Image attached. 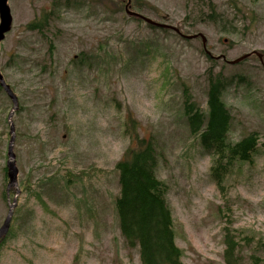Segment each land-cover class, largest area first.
Listing matches in <instances>:
<instances>
[{
	"label": "rangeland",
	"instance_id": "1",
	"mask_svg": "<svg viewBox=\"0 0 264 264\" xmlns=\"http://www.w3.org/2000/svg\"><path fill=\"white\" fill-rule=\"evenodd\" d=\"M77 1L91 5L86 19L73 11L81 7L65 2L58 9L66 16L47 32L57 43L54 58L29 28L53 10V1H11L14 27L0 46V67L21 105L13 118L21 192L0 264H141L116 210V165L136 147L127 133L131 120L157 148V176L168 187L182 264H225L223 213L234 227L264 238V67L256 56L236 65L218 59L264 51V0H212L214 16L210 0H141L137 12L144 17L203 34L212 58L200 38L185 41L173 30L130 20L115 0H104L113 12L98 0ZM93 45L95 56L77 71L71 59L82 48L89 55ZM211 70L229 81L230 139L258 132L262 142L254 162L238 164L222 187L184 113L185 91L206 108ZM12 107L1 91L0 227L10 209L5 166Z\"/></svg>",
	"mask_w": 264,
	"mask_h": 264
},
{
	"label": "trees",
	"instance_id": "2",
	"mask_svg": "<svg viewBox=\"0 0 264 264\" xmlns=\"http://www.w3.org/2000/svg\"><path fill=\"white\" fill-rule=\"evenodd\" d=\"M98 1L113 12L104 0ZM115 1L125 11L127 0ZM143 4L141 0H132L131 10L142 9ZM209 9L213 16L216 15L212 0ZM131 19L143 22L133 17ZM208 75L207 109L198 107L192 95L185 91L184 113L193 137L199 139L202 148L211 157V174L218 186L222 187L238 164L254 162L261 137L251 133L238 142L230 139L232 116L223 99L226 80L222 73L214 75L213 70ZM0 91H3L1 87ZM131 121L133 126L127 133L133 136L136 147L127 149L116 166L120 172V197L116 209L122 235L130 247L139 248L141 264H182L184 252L176 242L175 222L167 202L168 187L157 176L156 146L153 140L141 138L135 121ZM221 218L226 222L225 264H244L245 259L252 264H264V238L256 232L247 233L245 229L234 227L225 213Z\"/></svg>",
	"mask_w": 264,
	"mask_h": 264
},
{
	"label": "water",
	"instance_id": "3",
	"mask_svg": "<svg viewBox=\"0 0 264 264\" xmlns=\"http://www.w3.org/2000/svg\"><path fill=\"white\" fill-rule=\"evenodd\" d=\"M129 4L130 0L128 2V5L126 6V11L129 15L135 16L142 18L144 21H146L148 24L156 26V27H161V28H168V29H175L177 32H179L178 29L169 26V25H164L157 23L149 18H146L138 13L131 12L129 9ZM13 25V17L11 13V9L8 4V0H0V44L1 42L5 39V36L8 32L11 31ZM203 42L204 44L206 43V38L203 37ZM248 56H245L241 59L236 60L233 63H238L241 60L247 58ZM0 85L4 90L7 92L9 97L13 100L14 107L12 108V111L9 115V124H10V132H11V140L8 146V163H7V168H8V177H9V185H8V193L12 188H15L17 190V194L15 196L13 204L10 206V211L8 218L6 222L3 224V226L0 228V240L7 235L10 225H11V220L14 212V208L17 205V195L19 194V185H18V175H19V169L17 167V161H16V154L14 152V146H15V140H16V128L15 124L13 122V117L16 113V111L19 108V102L18 98L11 89V86L7 84L3 73L0 70Z\"/></svg>",
	"mask_w": 264,
	"mask_h": 264
},
{
	"label": "flooded vegetation",
	"instance_id": "4",
	"mask_svg": "<svg viewBox=\"0 0 264 264\" xmlns=\"http://www.w3.org/2000/svg\"><path fill=\"white\" fill-rule=\"evenodd\" d=\"M11 1H9V4L12 8ZM52 1H53V3H52L53 10L50 11V13L48 15H45L41 18H35L30 23V26H31L30 29H31V31L38 33L45 40V42L49 45L47 49L50 51V55L54 58L55 55L57 54V45H53L48 40V37L45 36V33L48 32V30L52 27L54 22L61 20L60 14H62V13L56 10L57 4L54 0H52ZM73 11L76 13V15L78 17L86 19V17L84 16V12L87 13V11H88L87 9H81V10L75 9ZM95 54H96V46L95 45H93L91 47V51H90L89 55L84 50V48H82L81 51L78 54H75L73 56V58L71 59L72 65L86 64L87 55L89 56V58H92V56H95ZM73 70H74V68H72V72H73Z\"/></svg>",
	"mask_w": 264,
	"mask_h": 264
}]
</instances>
